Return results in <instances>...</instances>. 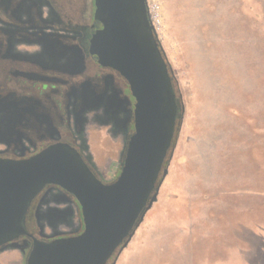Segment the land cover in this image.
<instances>
[{"label":"rangeland","instance_id":"obj_1","mask_svg":"<svg viewBox=\"0 0 264 264\" xmlns=\"http://www.w3.org/2000/svg\"><path fill=\"white\" fill-rule=\"evenodd\" d=\"M66 3L79 22L93 0ZM146 7L181 100L169 179L165 173L155 194L169 195L171 186L183 199L177 211L159 208L162 237L147 209L106 264H264V0H146ZM109 116L89 112L79 138L104 183L116 179L128 139ZM50 207L58 214L41 221L45 236L78 234V207L57 199ZM5 257L21 264L17 251Z\"/></svg>","mask_w":264,"mask_h":264},{"label":"water","instance_id":"obj_2","mask_svg":"<svg viewBox=\"0 0 264 264\" xmlns=\"http://www.w3.org/2000/svg\"><path fill=\"white\" fill-rule=\"evenodd\" d=\"M93 4L90 52L100 66L127 81L135 101L133 132L120 172L110 183L100 180L66 144L50 145L26 159H0V245L27 234V207L47 184L73 195L80 207L82 231L34 239L26 264H106L155 199L156 181L174 135L176 95L146 0Z\"/></svg>","mask_w":264,"mask_h":264},{"label":"flooded vegetation","instance_id":"obj_3","mask_svg":"<svg viewBox=\"0 0 264 264\" xmlns=\"http://www.w3.org/2000/svg\"><path fill=\"white\" fill-rule=\"evenodd\" d=\"M94 9L78 22L66 0H0V159L66 144L90 165L79 138L86 115L97 109L127 138L132 133L135 101L127 81L90 52ZM56 199L77 208L73 195L45 185L27 207V234L0 245V264H11L5 257L11 250L24 264L33 240L49 239L41 221L58 214L50 207Z\"/></svg>","mask_w":264,"mask_h":264},{"label":"crops","instance_id":"obj_4","mask_svg":"<svg viewBox=\"0 0 264 264\" xmlns=\"http://www.w3.org/2000/svg\"><path fill=\"white\" fill-rule=\"evenodd\" d=\"M169 174L170 173L167 170V172H166V174H165V176L163 178L164 181L169 179ZM163 179L161 180V183H162ZM161 183H160V185H161ZM160 185L158 186V191H159ZM170 189H171V186H170ZM170 189H169V191H170L169 195H165V196L158 195V198H157V195H156L157 200L155 198V200L151 202V204H150V206L148 208L150 210V213H154V219H155L154 224H155V226H154V228H152V232L153 231H156V232L159 231V233H160L161 230H164V227L162 226L163 219H161L160 217L158 218V216L162 213V211L159 208L164 209V213L165 214H167V209L165 208L166 207L165 204H171V207H174L175 211H177L179 209V206L177 205V203H181L180 199H183V198H181L182 196H179L180 194L178 196L172 195ZM152 216H153V214H152ZM165 223H167L166 225H168L167 221ZM180 227H182V226L180 225ZM180 229H184V228L182 227ZM166 230H168V229H166ZM156 232L154 233V235L157 234ZM166 235H167V231H166ZM159 237H162L161 233H160ZM155 240H156V238H155ZM157 246H158V244L155 243V241H154V243L151 242L149 244V253H150V250L156 249ZM150 255H151V253H150ZM136 263H138V262L137 261H134L132 263L131 262H122L121 259H118L115 264H136Z\"/></svg>","mask_w":264,"mask_h":264},{"label":"trees","instance_id":"obj_5","mask_svg":"<svg viewBox=\"0 0 264 264\" xmlns=\"http://www.w3.org/2000/svg\"><path fill=\"white\" fill-rule=\"evenodd\" d=\"M162 54H163V52H162ZM164 56V55H163ZM167 68H168V64H167ZM168 71H169V69H168ZM171 77V76H170ZM171 80H172V77H171ZM172 85H173V82H172ZM173 88H174V85H173ZM174 91H175V89H174ZM175 95H176V103H177V105H178V113H177V117H176V124H175V131H174V135H173V138H172V141H171V144H170V147H169V149H168V151H167V154H166V156H165V158H164V161H163V164H162V168H161V172H160V175H159V177H158V179H157V181H156V186L157 185H159V183H160V181H161V178H162V175H163V172L165 171V169L167 168V165H168V157H169V153H170V150H171V148L174 146V144H175V139H176V135H177V130H178V127H179V120H180V117H181V112H180V110H181V100H180V97H179V95L176 93V91H175ZM133 132V131H132ZM122 158H123V156H122ZM89 167H90V169L94 172V174L96 175V173H95V171H94V169L91 167V165H88ZM120 166H121V164H120ZM119 172H120V167H119V170H118V174H119ZM118 174H117V176H118ZM97 176V175H96ZM117 178V177H116ZM76 204H77V207H78V210H79V213H80V207H79V205H78V203L76 202ZM79 218H80V223H81V227H80V230H79V232H81L82 231V229H83V224H82V221H81V215H79ZM78 232V233H79ZM77 234V233H76ZM116 251V250H115ZM114 255V252H113V254L111 255V257ZM111 257L109 258V259H111ZM108 259V260H109ZM24 264H26V261L24 262Z\"/></svg>","mask_w":264,"mask_h":264},{"label":"built area","instance_id":"obj_6","mask_svg":"<svg viewBox=\"0 0 264 264\" xmlns=\"http://www.w3.org/2000/svg\"><path fill=\"white\" fill-rule=\"evenodd\" d=\"M148 15H149V20H150V23L152 24L154 30L156 29V24H157V19L154 17V15L152 13H150V11L148 12Z\"/></svg>","mask_w":264,"mask_h":264}]
</instances>
